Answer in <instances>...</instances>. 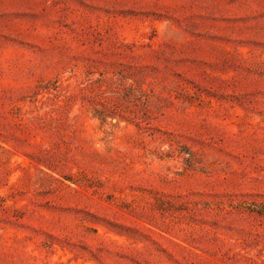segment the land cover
Wrapping results in <instances>:
<instances>
[{
    "label": "rangeland",
    "instance_id": "rangeland-1",
    "mask_svg": "<svg viewBox=\"0 0 264 264\" xmlns=\"http://www.w3.org/2000/svg\"><path fill=\"white\" fill-rule=\"evenodd\" d=\"M0 264H264V0H0Z\"/></svg>",
    "mask_w": 264,
    "mask_h": 264
}]
</instances>
